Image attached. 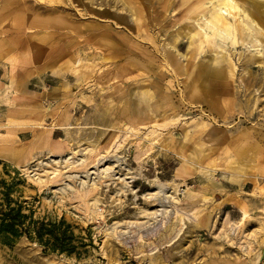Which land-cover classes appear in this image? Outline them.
Returning a JSON list of instances; mask_svg holds the SVG:
<instances>
[{
  "label": "rangeland",
  "instance_id": "374dc122",
  "mask_svg": "<svg viewBox=\"0 0 264 264\" xmlns=\"http://www.w3.org/2000/svg\"><path fill=\"white\" fill-rule=\"evenodd\" d=\"M57 1L0 0V176L71 253L22 235L0 264H264V35L195 31L210 0Z\"/></svg>",
  "mask_w": 264,
  "mask_h": 264
},
{
  "label": "bare ground",
  "instance_id": "6f19581e",
  "mask_svg": "<svg viewBox=\"0 0 264 264\" xmlns=\"http://www.w3.org/2000/svg\"><path fill=\"white\" fill-rule=\"evenodd\" d=\"M37 1V0H36ZM39 1H43V0H39ZM46 2H49L50 4H57L59 3V1L57 0H44ZM96 2V1H95ZM245 2V1H244ZM255 4V3H254ZM168 5V4H167ZM166 5V6H167ZM207 5V3H206ZM50 6V5H49ZM259 6L261 5H253V12H251L249 10V12L247 14L243 13V17L241 19H239V15L234 16V14H232L233 12H240V8L238 6V4L236 3L235 0H210V5L207 7V12L205 14H201L197 20L193 21L194 24V30L195 31H199L202 32L206 37H210L213 36L215 33L220 34L222 36H224L227 40L230 41V44L235 45L237 43H241V44H250L251 46H255V51L258 53L260 50H258L257 48L259 47V43H258V37L263 36L264 35V10H261L259 8ZM118 7V6H117ZM263 7V6H261ZM102 13V12H101ZM139 13V12H138ZM131 15V14H130ZM141 15V14H139ZM208 15V16H206ZM112 17V16H111ZM230 17L232 22L228 19ZM157 18V17H156ZM260 19L261 21L259 22L257 19ZM81 19V18H80ZM93 19V18H91ZM96 20V19H95ZM190 20V19H188ZM263 27V28H262ZM172 29V28H171ZM61 33V32H60ZM72 33V32H71ZM50 39V38H49ZM157 43V42H156ZM258 43V44H257ZM92 47V45L90 46ZM88 48V47H87ZM100 52V50H99ZM106 52V51H105ZM88 53V52H87ZM107 53V52H106ZM105 53V54H106ZM156 54V53H155ZM107 55V54H106ZM102 56V55H101ZM109 56V55H108ZM79 58V57H78ZM101 59V58H100ZM89 60V59H88ZM109 61L108 57H102V61ZM94 61V60H93ZM80 59L78 61H72V59H69L68 61H63L60 65L59 68L61 70L67 71L70 76L72 77V79L74 80V83L76 84H80L83 81H87L89 78H91V75L94 72V67H92L91 63L90 64H86V65H81ZM97 62V61H96ZM99 62V61H98ZM95 63V62H94ZM59 64V63H57ZM96 64V63H95ZM165 64V62H164ZM97 65V64H96ZM106 65V64H105ZM104 66V65H103ZM101 67V66H100ZM162 67H164L162 65ZM98 68V67H97ZM108 69V67H107ZM97 70V69H96ZM99 71V69H98ZM138 71V70H137ZM136 71V72H137ZM115 72V71H114ZM96 73H98L96 71ZM116 73V72H115ZM128 73V72H127ZM95 74V73H94ZM130 74V73H128ZM35 75V74H34ZM96 75V74H95ZM111 75V74H110ZM221 75H223V70L222 69H217L215 72V76L220 77ZM103 76V75H102ZM135 76V75H134ZM125 78V77H123ZM94 79V78H93ZM121 80V79H120ZM131 80V79H130ZM129 81V80H128ZM7 82V81H6ZM112 83V80L110 81ZM118 81H115L113 79V83H116L118 85H116L114 87V89H112V93L115 91H119L120 90V84L121 83H117ZM5 83V82H4ZM34 83V82H33ZM83 85V84H82ZM78 86V85H77ZM86 86V85H85ZM98 86V85H97ZM112 86V85H111ZM181 86V85H180ZM100 87V85H99ZM83 88V87H82ZM101 89V88H100ZM201 89V88H200ZM95 90V89H94ZM195 93H199V89L195 88L194 89ZM199 91V92H198ZM203 94L205 96L208 95V91H206V89H203ZM74 93V92H73ZM107 93V92H106ZM202 93V92H201ZM98 96V93H96ZM109 94V93H108ZM141 96L152 99V95L151 93H149L147 90H142L140 92ZM93 95V94H92ZM106 95V94H105ZM98 98V97H97ZM100 98V97H99ZM74 100V99H73ZM98 100V99H97ZM110 100V99H109ZM97 102V101H96ZM101 102V101H100ZM115 102V101H114ZM103 104V103H102ZM184 104V103H183ZM101 105V104H99ZM106 105V104H104ZM64 106V105H63ZM114 106V105H113ZM150 106V105H149ZM196 107V106H195ZM100 109V108H99ZM103 109V108H102ZM115 110V109H114ZM113 110V111H114ZM119 110L121 111V117L118 116V114L116 116H118V119H115V117L113 116L112 120H114V122L112 123L113 125H116L119 122L122 123V119L124 121V113L126 112L127 106L126 103L123 102L122 105H120ZM116 111H117V105H116ZM104 112H109V106L104 108ZM111 112V111H110ZM113 113V112H112ZM147 113V111H146ZM231 113V112H230ZM116 114V113H114ZM109 115V114H108ZM113 115V114H112ZM111 116V115H110ZM56 118V116H55ZM126 120V117H125ZM180 120V119H179ZM103 122V121H102ZM159 123V122H158ZM153 124V123H152ZM118 125V126H119ZM123 125H125V123H123ZM199 125V123H198ZM40 126V125H39ZM103 126V125H102ZM143 126V125H142ZM67 127V126H66ZM65 127V128H66ZM123 127V126H122ZM126 127V126H124ZM199 127V126H198ZM117 128V127H116ZM69 129V128H68ZM120 129V128H119ZM132 129V128H131ZM206 129V128H205ZM82 130V129H81ZM79 130V131H81ZM117 130V129H115ZM160 131V130H159ZM83 132V130H82ZM195 132V131H194ZM201 132V131H200ZM196 133V132H195ZM73 134V133H72ZM75 134V133H74ZM106 135V134H105ZM90 137V136H89ZM131 137V136H130ZM107 139V138H106ZM78 142V141H77ZM127 142V141H126ZM146 145V144H145ZM84 146V145H82ZM99 146V144H98ZM81 147V146H80ZM139 147V146H138ZM149 147V146H148ZM68 149V148H67ZM75 149V148H74ZM86 149V148H85ZM112 149V148H111ZM73 150V149H72ZM108 150V149H107ZM78 152V151H77ZM94 153V152H92ZM102 153V152H101ZM248 157V156H247ZM229 159V157H228ZM76 162V161H75ZM113 162V161H112ZM104 163V162H103ZM107 163V162H106ZM10 164V163H9ZM101 164V163H100ZM237 166V165H236ZM105 169V168H104ZM131 174V173H130ZM106 177V176H105ZM110 177V176H109ZM206 197V196H204ZM174 199V198H172ZM180 221V220H179ZM183 224V223H182ZM173 226V225H172ZM175 229V227L173 228V230ZM170 230V229H169ZM169 230H167L166 232H168ZM173 232V231H172ZM176 232V231H175ZM174 232V233H175ZM179 232V231H178ZM164 233V232H163ZM173 233V235H174ZM177 233V232H176ZM175 233V234H176ZM162 235V234H161ZM170 236V235H169ZM172 236V235H171ZM174 237V236H173ZM227 237V236H226ZM171 239V237H169ZM230 238V237H229ZM234 238V237H233ZM247 238V237H246ZM254 238V237H253ZM164 239V238H163ZM236 239V238H235ZM163 241V240H161ZM168 243V242H167ZM239 243V242H238ZM239 245V244H238ZM142 248V247H141ZM144 249V248H143ZM141 249V250H143ZM145 250V249H144ZM149 250V249H148ZM151 250V249H150ZM153 251V250H151ZM146 252V250H145ZM143 253V252H141ZM148 253V252H146ZM149 252V256L151 255ZM157 264H161V263H157ZM163 264V263H162Z\"/></svg>",
  "mask_w": 264,
  "mask_h": 264
},
{
  "label": "trees",
  "instance_id": "16d2710c",
  "mask_svg": "<svg viewBox=\"0 0 264 264\" xmlns=\"http://www.w3.org/2000/svg\"><path fill=\"white\" fill-rule=\"evenodd\" d=\"M5 174L9 176L7 173ZM15 174L17 175V172ZM2 186H5L3 190L0 188V242L2 244L11 245L22 235L28 238L33 235L34 239L46 248V251L71 253V249L67 248L65 242L64 244H59L58 240L54 238L55 228L70 229V226L64 220H60L58 227L51 224L47 228L44 224L36 223V221L31 222V227L26 226L25 220L29 217L21 214L19 205L15 204V208L11 207L10 188L6 187L5 180L0 176V187ZM44 236H47L46 240H44Z\"/></svg>",
  "mask_w": 264,
  "mask_h": 264
}]
</instances>
